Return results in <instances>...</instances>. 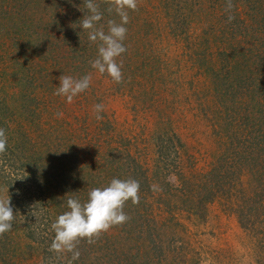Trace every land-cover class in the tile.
Segmentation results:
<instances>
[{
    "label": "rangeland",
    "instance_id": "obj_1",
    "mask_svg": "<svg viewBox=\"0 0 264 264\" xmlns=\"http://www.w3.org/2000/svg\"><path fill=\"white\" fill-rule=\"evenodd\" d=\"M76 1H80L82 7L83 0H63L62 4L77 7ZM96 1H99L101 13L111 6V1L110 4L104 3L106 0ZM231 2L234 7L226 11L228 0H137V10H128L132 24L128 22L125 26L127 33L123 44L126 52L117 57V63L122 64L121 83L91 67L89 61L96 59L99 42L89 41L88 36L89 45L83 42L88 48L83 51L80 48L77 58L71 57L65 62L68 72L65 68L66 72H63L64 69L53 70L54 66L42 69L30 58L20 59L23 63L15 65L10 58L16 55L15 51L10 48L9 53L2 54L0 44V99H4L1 116L7 109L11 112L8 124L11 120L27 124V137L34 144H22L16 134L14 141L7 142L5 153L0 154V197H10L15 215L12 229L3 235L8 239V248L12 249L13 256L0 259V264H69L70 261L71 264L144 263V252L152 243L143 247L139 244L140 250H137V242L125 239L123 251L120 249L119 237L125 235L120 228L132 222L134 217L131 215L122 225L113 226L94 237L92 243L87 238L79 240L77 250L80 256L77 260H72V253L49 250L55 235L51 224L64 213L55 209L68 208L63 197L71 190L63 187L61 193L65 194L54 196L56 194L52 191L55 189L49 180L30 179H34V175L29 167L33 165L37 176L47 167H56L63 154L59 145H70L71 141V149L65 147L68 153L65 164L74 165V169L86 165V160H103L108 145L126 149L129 161L147 167L152 193L144 204L147 213L144 219L151 225L157 224L153 225L152 233L161 234L160 242L152 248L153 260L148 264H155L156 257L158 264H172L173 255L175 264L178 260L182 264H258V260L264 257V219L244 197L249 193L247 187L253 175L257 177V182L264 181V170L251 168L254 164L248 160L249 149L245 150L246 147L238 148V156L230 151H227V157L221 155L212 124L216 116L223 115V106L224 116H227L226 107L231 99L227 95L221 97L222 92L217 94L215 89L222 83L218 81V76L217 80L213 79L214 75L207 69L211 64H219L214 62L217 57L223 66L219 71L221 79L228 82L231 71L227 68L231 55L220 58V48L229 50L231 46L240 45L242 40L237 38L242 35L249 50L246 63L255 70L256 78L252 81L262 85L264 94V69L258 72L264 62V0ZM0 3H4L5 9L6 6L10 9L11 4L21 6L23 0H0ZM111 12L114 15L104 16L105 19L100 22L105 32L108 20L120 22L115 11ZM229 15L234 17L230 22ZM38 23L43 25V22ZM7 25L10 31L17 29L13 24L10 27L9 21ZM143 29L152 30L148 36L153 45L146 44V38L140 42L141 45L144 43L143 48H133L134 31L138 33ZM146 46L156 52L150 60L142 54V51L149 52ZM258 52L261 57L256 56ZM235 57H240V54ZM75 63L76 67L71 66ZM62 74L77 78L91 74V84L68 103L66 97L54 94L59 86L58 77ZM258 94L262 95L261 92ZM27 95L34 98L31 103L27 101L29 107L22 102ZM62 99L65 102L62 105L66 104L64 108L59 106ZM98 103L104 105L100 113L102 119L99 120L94 112V105ZM237 104H241V100ZM227 128L231 129V126ZM161 144L167 149L163 147V153L158 156L157 148ZM27 153L32 155L30 159L33 163L21 159L22 154ZM73 153L77 157L72 156ZM213 162H217L220 168L226 167V164L238 166L243 162L249 171L243 169L231 197L229 194H217L214 200L206 202L202 219L188 218L183 208L190 205L188 201L181 207V202L175 198L172 209L165 207L159 195L166 189L165 185L149 179L157 173L160 180L165 178L178 185L172 169L179 168L185 175L194 172L199 176L208 171ZM36 163L41 164L39 169ZM102 172L100 178L93 182L94 186L100 185ZM68 173L73 175V170ZM133 176L130 175V178ZM156 177L153 176L158 179ZM76 183L78 191L82 192V179ZM240 188L246 192L245 196ZM90 190L83 191L85 196L70 197L86 202ZM196 191L193 189L194 193ZM31 193L37 196L33 199L35 203L29 204L26 199ZM241 213L242 216H239ZM5 249L6 246L0 248V255Z\"/></svg>",
    "mask_w": 264,
    "mask_h": 264
},
{
    "label": "trees",
    "instance_id": "obj_2",
    "mask_svg": "<svg viewBox=\"0 0 264 264\" xmlns=\"http://www.w3.org/2000/svg\"><path fill=\"white\" fill-rule=\"evenodd\" d=\"M51 1L23 0V4L21 6L18 4H11L10 9L7 8V6L5 9L4 3H0L1 51L2 54L4 52L9 53L10 48H12L13 51H15L16 55L10 58L14 60L13 63H15V65H21L23 63V61H19L20 59L30 58L36 66L42 67V69L44 68V66L45 68L47 66H54L53 70L61 71L65 68V62H68L69 58H77L81 50L83 51L88 48V46L84 47L83 44V42H86L89 45V41L86 37L88 36V32L85 33V30L80 28V19L84 16V14H88V11L84 7V4L81 7L80 1H76L77 7L68 5V9V6L63 5L65 4L64 2L62 4L63 0ZM110 1L111 0H106L104 1V3L108 2L110 4ZM95 2L98 4L99 1L95 0ZM8 4H10V2H8ZM64 8L65 10H63ZM107 11L104 10V12H102L103 18L100 22H102L105 17H110L111 14L114 15V13L109 11L107 13ZM131 20L132 19H130L129 22L132 24ZM7 21L10 22V27L13 24V26L17 29L10 31L7 25ZM38 22H43V25H48V27L45 28V26L41 25ZM100 22H98L97 24L98 27H100L99 25H101ZM37 27L43 30V32L38 31ZM29 30H31L32 32H30ZM151 31V29L139 30L138 33L134 31L136 37L132 43L133 45L131 44L133 48H139V50L143 48L144 43L142 45L141 43L143 40H146V38L148 40V43L146 44L153 45L148 36L150 35L149 32ZM137 39L139 40V43H137ZM237 40H242L240 45L236 44L235 46H231L229 50L226 48H220V58H222L224 55L226 57L229 54L231 55L230 59H228L229 68H227V70L230 69L231 71L228 75V82L221 79L219 71L223 66L217 57L214 58V62L219 64L217 66L211 64L209 66L210 69H207L214 75L213 79L215 78L217 80L219 78L218 81L222 83V86L215 89V91H217V94L219 92H222L221 97H225L227 95V98H229V100L231 99L230 102L228 101V105L226 107L227 116H224L225 106H223V115L221 117L216 116V119H214L212 124L213 132H215V138L217 139V145L220 148L221 155L227 157V151H230L238 156L240 155V151L238 150V148L241 149L242 146L246 147L245 150L249 149V154L247 155L248 160L252 161V163L254 164V167L251 168L264 170L263 89L262 85L252 81L255 80L256 75L255 70H253V68L248 63H246L247 59H249V50L247 49L248 45H244V37L242 38V35H240L238 36ZM145 48L148 49L149 52L147 53V50L144 52L142 51V54L144 55V57H148V59L150 60V58L154 57L153 55L156 54V52H153L154 49L152 47L146 46ZM140 54L141 53L139 52V55ZM237 54H240V57H235L237 56ZM256 54L257 57H261L259 55V52ZM210 62H212V59H210ZM262 63L263 64H261L258 69V72L260 73L264 69V62ZM76 65L77 64L75 63L71 66L76 67ZM65 69L67 70L68 68ZM65 69L63 70V72H66ZM237 69H239V71H237ZM73 77L77 78L76 76ZM36 78H38V76ZM258 92H261L262 95H259ZM256 95H259L256 98L260 99L254 101V99H256L254 98ZM240 100L241 104L235 105L236 102ZM27 101L31 103L34 101V98L27 95L26 99L22 101L24 102V105L29 107L30 104ZM48 101L49 100L47 99V102ZM42 102L45 104V100H42ZM63 103L65 102H63L62 99L59 102V106L64 108L66 104L62 105ZM3 105L4 99H0V127L6 130L8 143L10 142V140L14 141L17 134L19 137V141L22 144H26L27 146L31 144L32 146H34V144L29 140L30 137H27V133L29 134V130L26 129L27 124L25 125L21 121H16L15 123H13V120H11L10 124H8L9 121L7 120V118L11 114V112L4 108V114L2 115L3 117L1 116V107ZM52 106L55 107L54 104ZM28 111L31 112L30 110ZM58 119H61V117H59ZM58 119L56 118V120ZM228 126H231V129L227 128ZM170 139L173 140V137L170 136ZM71 140V137H69V141ZM71 142L70 145H59V148L63 154L60 155V161H58V165L56 167H47L44 171L41 172V175L37 176L35 175L36 171H33V165H31L29 168H32V176L34 175V179L32 177H30V179L36 180V178H43L44 180H49L53 184V189H55L54 191H52V193L54 192L56 194L54 196L57 197H59L61 194H65L61 193V188L64 187L66 189H70L71 193L69 192L63 197L65 201L68 200L70 195H79L80 197L84 194L86 195V193H83V191L85 190L86 192L89 188L92 189L96 187L107 186L113 179L112 177L122 180H137L140 184V202L138 204H133L131 200H128L124 205V212L134 218H132V222L120 228L125 234L121 235L122 237H119L120 249L123 251L126 243L125 239H131L133 243L137 242V250H140L139 244L143 247L147 243H152V246L148 247V251L144 252V258L142 259V261L144 262L143 264H148L150 260H153L152 250L155 248V245L160 242L161 234L160 232L152 233L153 225L156 226L157 224L154 223L151 225L150 222L147 221V219H144V217L147 215L146 206L144 204L147 196L152 193V186L150 185L147 176V167L143 166V164L141 163L129 161L128 159L130 157L126 149L117 146L109 147L108 145V151L103 155V160L98 162L97 159H91V161L84 159L87 162L86 165L77 166L74 169V165L65 164L66 159L68 158L66 157L68 154L66 150L71 149ZM163 147L167 149V147L162 144L157 148L158 153H156L158 156L163 153ZM82 154H84V151ZM71 155L77 157L75 153ZM31 157L32 155L27 153V155L22 154L21 159L25 162L27 161L33 163V161L30 159ZM36 164L37 168L39 169L41 164ZM238 164V166H235L236 164H226L224 165L226 167L220 168L217 162H213L211 163V168L205 173H201L199 176L194 175V172H189L187 175H185L179 170V168L172 169L171 172H174V174L177 176V180L179 182L178 185H174L165 178L160 180V176H158L157 173H155L153 176H157L156 178L158 179H154L153 176H151L149 179L150 181L157 180L162 185H165L166 189L164 190V192L159 193L162 203L165 205V207H167L168 209H172L175 198H178L179 202H181V207H183V204H186L188 201L190 205L188 207H183L186 210L188 218L194 217L197 219H202L204 217L206 202L214 200L216 196L220 194L229 196L232 193L234 187H236V182L239 178H241L243 169H247L246 167H244L243 162ZM71 170H73V175H70L68 173V171ZM247 170L249 171V169ZM101 171H103L102 173H104L101 183L100 185L98 183L97 186H94L93 182H96V180L100 178ZM110 174L112 177H110ZM130 175H134L133 178H130ZM81 179L84 184L81 187L82 192H79L76 182ZM11 188L13 187L11 186ZM193 189H197V191L194 193ZM247 190L249 193H246L242 188L239 189V191L243 193V196H245L244 194L246 193V197H244V200H249L252 204L250 206H255V212H257V214L261 216L262 219H264V181L257 182V177H254L253 175L252 179L249 181ZM20 194L22 193L20 192ZM50 195L53 196V194ZM36 196V194L31 193L28 195L26 200H28L29 204L35 203L36 200L33 199ZM55 210L56 212H65L69 209L63 206V208L61 209H58L56 207ZM259 211H262L263 213H259ZM242 213L239 214V216H242ZM262 223L264 227V221H262ZM3 235H0V248H5L6 246V249L0 255V259H5L6 257L12 258V249L8 248V246H10L8 244V239L4 238ZM172 258L174 262H176V258L174 257V255ZM174 262L172 264H175ZM182 263L183 262L181 260L177 261V264ZM155 264H158V257H156ZM258 264H264V257L258 260Z\"/></svg>",
    "mask_w": 264,
    "mask_h": 264
},
{
    "label": "clouds",
    "instance_id": "obj_3",
    "mask_svg": "<svg viewBox=\"0 0 264 264\" xmlns=\"http://www.w3.org/2000/svg\"><path fill=\"white\" fill-rule=\"evenodd\" d=\"M83 4L88 14H84L80 19V28L88 31L89 41L99 42L98 55L89 63L100 74L107 73L114 82L121 83L123 80L122 64L117 63V57L126 52L123 41L127 33L125 25L129 22L128 10H137V0H111L108 11L114 10L120 17V22L113 19L108 20L107 32L103 25L97 27L98 22L103 18V13L99 10V5L95 0H83ZM233 7L231 0H228L226 11ZM233 19V16H228L229 22ZM58 79L59 86L54 94L66 97L67 102L71 103L74 97L89 88L92 77L91 74L81 78L62 74ZM103 110L102 103L94 105L96 119H102L100 113ZM7 142L6 130L0 127V154L5 153ZM139 190L140 184L137 180L114 178L107 186L92 188L88 192L86 202L81 203L76 198H68L69 210L60 214L51 224L55 235L49 250L56 253H72V260H77L80 256L77 250L79 240L87 238L89 243H92L93 238L98 237L102 232L128 221L130 217L124 212V205L128 200H131L133 204H138L140 202ZM32 215H35V212H32ZM14 219L10 197H0V235L12 229Z\"/></svg>",
    "mask_w": 264,
    "mask_h": 264
}]
</instances>
